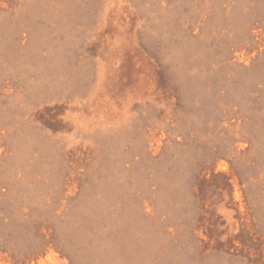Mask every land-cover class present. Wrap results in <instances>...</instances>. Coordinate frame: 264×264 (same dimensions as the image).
<instances>
[{"label": "rangeland", "instance_id": "374dc122", "mask_svg": "<svg viewBox=\"0 0 264 264\" xmlns=\"http://www.w3.org/2000/svg\"><path fill=\"white\" fill-rule=\"evenodd\" d=\"M0 264H264V0H0Z\"/></svg>", "mask_w": 264, "mask_h": 264}]
</instances>
